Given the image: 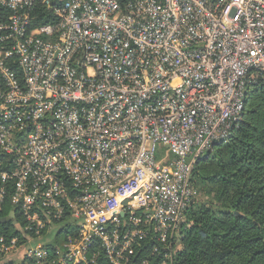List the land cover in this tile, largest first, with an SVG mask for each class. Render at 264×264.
<instances>
[{"label": "built area", "instance_id": "1", "mask_svg": "<svg viewBox=\"0 0 264 264\" xmlns=\"http://www.w3.org/2000/svg\"><path fill=\"white\" fill-rule=\"evenodd\" d=\"M259 82L264 0H0V264L172 261Z\"/></svg>", "mask_w": 264, "mask_h": 264}, {"label": "trees", "instance_id": "2", "mask_svg": "<svg viewBox=\"0 0 264 264\" xmlns=\"http://www.w3.org/2000/svg\"><path fill=\"white\" fill-rule=\"evenodd\" d=\"M194 174L203 197L187 214L178 254L166 264H264V82L250 84L242 125L202 157ZM63 228L46 235L48 243ZM6 233H15L13 221L0 222V234ZM153 245L147 239L137 247L133 264L148 257ZM149 257L153 264L162 261Z\"/></svg>", "mask_w": 264, "mask_h": 264}, {"label": "water", "instance_id": "3", "mask_svg": "<svg viewBox=\"0 0 264 264\" xmlns=\"http://www.w3.org/2000/svg\"><path fill=\"white\" fill-rule=\"evenodd\" d=\"M14 217H15V213L12 212L9 216H7V217H2V218L0 219V222L5 223V222H7V221H11L12 218H14Z\"/></svg>", "mask_w": 264, "mask_h": 264}, {"label": "rangeland", "instance_id": "4", "mask_svg": "<svg viewBox=\"0 0 264 264\" xmlns=\"http://www.w3.org/2000/svg\"><path fill=\"white\" fill-rule=\"evenodd\" d=\"M218 147V146H217ZM203 197V192L200 193V197H199V200ZM179 251V250H178ZM178 251H177V254H178ZM176 254V255H177Z\"/></svg>", "mask_w": 264, "mask_h": 264}]
</instances>
